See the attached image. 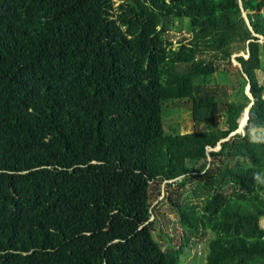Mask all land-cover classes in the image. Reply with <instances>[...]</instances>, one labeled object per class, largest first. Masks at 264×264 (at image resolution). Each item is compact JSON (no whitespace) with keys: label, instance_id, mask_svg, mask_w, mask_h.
Segmentation results:
<instances>
[{"label":"trees","instance_id":"obj_1","mask_svg":"<svg viewBox=\"0 0 264 264\" xmlns=\"http://www.w3.org/2000/svg\"><path fill=\"white\" fill-rule=\"evenodd\" d=\"M259 32L264 0H0V264H181L191 243L205 264H262ZM228 66L242 100L210 86ZM182 109L204 129L167 130ZM163 183L172 251L150 202Z\"/></svg>","mask_w":264,"mask_h":264},{"label":"rangeland","instance_id":"obj_2","mask_svg":"<svg viewBox=\"0 0 264 264\" xmlns=\"http://www.w3.org/2000/svg\"><path fill=\"white\" fill-rule=\"evenodd\" d=\"M187 21L183 22H177L174 29L169 33V38L172 39L177 45L178 41L182 39L183 37H188V25ZM250 23V20H249ZM251 30H253V27L251 26ZM254 31V30H253ZM256 36L260 38V42H264V36H262V33H254ZM248 56V53L245 51L236 53L231 58V65L232 67H239L238 62L236 61V56ZM262 61L264 65V55L262 56ZM228 66L226 69V78L223 79L220 75V73L214 74L215 81L210 84L211 87L217 88L218 95L221 94V90L225 89L228 96V101L235 102L237 100H242V95L240 93L241 86L243 85V80L241 79V74L236 71V69ZM222 70V69H221ZM258 77L260 82H264V69L261 71H258ZM250 87L245 86V92L250 94ZM248 95V94H247ZM249 96V95H248ZM178 113H170L166 114L165 116V127L167 130H170V126L180 125L181 132L183 133H189L194 131H201L204 129V126H198L195 127L194 120L192 117L188 115V111L183 110L181 111V117L178 119ZM246 117V112L243 113L242 117L238 121V124H241V121L243 118ZM224 123L222 118V113L218 114L216 116L215 120V127L218 129H223ZM254 140L259 141L261 139H264V131L263 130H256L253 132ZM189 187V186H188ZM165 183L162 184V193L161 197L156 199V197H152L150 199L151 202V208L153 215L157 216L156 226L157 230L160 234H156V239L160 242L163 249L168 250H176L179 248L181 243V234L182 229L179 225V215L178 210L174 208L168 201H161V199L164 196V193L166 192L165 189ZM152 192V191H151ZM184 194H191L188 189H185ZM262 226L264 227V220L262 221ZM205 238H210L209 235L204 236ZM207 252V248L203 243H191L189 247L185 248V254H182L180 257V263L181 264H205V253ZM175 253V251H173ZM262 264H264V260L262 261Z\"/></svg>","mask_w":264,"mask_h":264},{"label":"water","instance_id":"obj_3","mask_svg":"<svg viewBox=\"0 0 264 264\" xmlns=\"http://www.w3.org/2000/svg\"><path fill=\"white\" fill-rule=\"evenodd\" d=\"M240 2H241V1H240ZM240 6L242 7L243 17H245V18H243V19H245L246 23H247L248 26L250 27V23H249V19H248V18H249V15H248L246 9L243 8V4H242V2L240 3ZM250 29H251V27H250ZM236 57H237V56H236ZM239 67H240V65H239ZM249 87H250V86H249ZM249 91H250V90H249ZM247 94L249 95V97H250L252 100H254V97L252 96L251 93L249 94V93L247 92ZM252 105H253V103H252V104L250 105V107L246 110L245 122H243L242 124H240V125L238 126L237 130L234 131L233 133H231L228 137H231V136L235 135L236 133H239V132H242V131H243V128H245V126L247 125L248 120H249V118H250L249 114H250V110H251V108H252ZM227 139H228V138H227ZM227 139H226V140H227ZM226 140H222L221 142L226 141ZM218 149H220V146H219Z\"/></svg>","mask_w":264,"mask_h":264},{"label":"bare ground","instance_id":"obj_4","mask_svg":"<svg viewBox=\"0 0 264 264\" xmlns=\"http://www.w3.org/2000/svg\"><path fill=\"white\" fill-rule=\"evenodd\" d=\"M243 122H245V118L242 119L241 124H242Z\"/></svg>","mask_w":264,"mask_h":264},{"label":"built area","instance_id":"obj_5","mask_svg":"<svg viewBox=\"0 0 264 264\" xmlns=\"http://www.w3.org/2000/svg\"><path fill=\"white\" fill-rule=\"evenodd\" d=\"M262 43V42H261ZM264 43V42H263Z\"/></svg>","mask_w":264,"mask_h":264}]
</instances>
